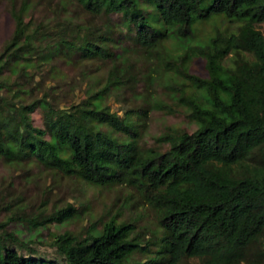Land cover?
<instances>
[{"label":"trees","instance_id":"obj_1","mask_svg":"<svg viewBox=\"0 0 264 264\" xmlns=\"http://www.w3.org/2000/svg\"><path fill=\"white\" fill-rule=\"evenodd\" d=\"M24 1L9 5L12 28L0 49V156L32 158L94 183L132 185L154 210L160 230L151 239L159 244L154 253L128 264H179L190 257L196 259L191 264H264V34L256 26L264 22V0H149L157 24L137 0H76L90 12L107 14L98 25L65 13L52 25L42 18L27 22ZM211 15L232 19L234 29L215 28L206 41L189 43L193 22ZM165 35L173 37V50L157 46ZM121 40L172 69L166 83L170 100L141 101L122 114L94 95L69 107L54 106L46 92L22 100L20 93L29 88L20 78H27V66H34L37 56L49 60L65 51L112 56L110 44ZM227 49L233 50L231 68L223 71L217 58ZM194 54L203 57L206 74L188 70ZM7 67L14 73L10 81L1 75ZM128 68L113 63L99 89H118L125 81L132 89L134 73ZM35 104L43 109L47 137L27 118ZM149 108L180 110L195 126L188 131L168 125L153 136L154 144H141ZM73 212L67 202L36 222L59 221ZM7 221H0V264H127L130 251L146 248L129 235L132 222L110 216L83 235L56 233L51 243L60 257H45L18 251L23 242L4 228Z\"/></svg>","mask_w":264,"mask_h":264},{"label":"rangeland","instance_id":"obj_2","mask_svg":"<svg viewBox=\"0 0 264 264\" xmlns=\"http://www.w3.org/2000/svg\"><path fill=\"white\" fill-rule=\"evenodd\" d=\"M137 1L141 8H145L149 21L157 24L149 0ZM11 3L17 6L20 0H0V49L12 28V18L8 12ZM63 13L86 25H98L108 19L103 12L95 13L82 8L76 0H25L21 9L25 21L33 22L42 18L49 25L62 17ZM235 24L232 19L220 15L196 19L188 42L202 43L212 35L215 28L228 32L234 29ZM256 26L264 34V22H257ZM174 44L171 35L162 36L157 41V46L168 50H173ZM109 48L114 54L106 57H84L78 51L56 53L49 60L37 56V63L27 66V78H20L29 88L27 92L20 93L22 100L29 101L46 92V97L54 106L69 107L71 103L94 95L108 109L122 114L126 107L134 104L150 102L154 98H172V90L166 86L173 77L169 66L156 64L151 53L128 40L112 43ZM232 56V49H227L218 56L221 70H230ZM113 63L129 65V72L134 73L133 81L131 78L132 89L127 85L130 81L120 83L118 89L111 85L99 89L104 84L107 69ZM11 68L7 67L1 72L8 81L14 78ZM187 68L200 75L206 74L204 59L197 54L187 59ZM174 76L179 78L176 74ZM26 113L31 125L43 128L42 135L47 137L42 107L35 104ZM143 120L138 139L144 145L154 144L153 136L168 125L188 131L195 126L180 110L165 112L149 108ZM99 126L112 131L117 137L124 135L120 130H113L103 124ZM165 145L163 142L158 146L162 149ZM67 202L74 208L69 216L59 221L36 222ZM110 216L115 221L122 219L132 222L129 235H136L141 244L146 243V248H136L127 254V264L145 260L154 253L159 244H153L151 239L160 228L155 220L154 210L132 185L120 181L94 183L78 174L62 173L54 167L37 163L32 158L0 156V221L8 218L4 228L12 231L23 242L16 245L18 251L59 258L60 255L51 243L56 233L65 230L83 235L89 225H93L92 229L96 230ZM195 261L194 257H190L179 264H191Z\"/></svg>","mask_w":264,"mask_h":264}]
</instances>
